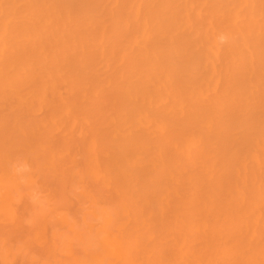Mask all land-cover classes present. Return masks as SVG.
Masks as SVG:
<instances>
[{"label":"bare ground","instance_id":"6f19581e","mask_svg":"<svg viewBox=\"0 0 264 264\" xmlns=\"http://www.w3.org/2000/svg\"><path fill=\"white\" fill-rule=\"evenodd\" d=\"M0 169V264H264V0H0Z\"/></svg>","mask_w":264,"mask_h":264},{"label":"rangeland","instance_id":"374dc122","mask_svg":"<svg viewBox=\"0 0 264 264\" xmlns=\"http://www.w3.org/2000/svg\"><path fill=\"white\" fill-rule=\"evenodd\" d=\"M192 5V3L190 2ZM62 93L63 90H60ZM200 94H208L209 89L201 88L199 91ZM69 111L65 112V115L69 117ZM35 117H38L42 119L43 126H49L55 131L56 134L61 132V123L60 119L61 117H65V115L60 116V117H52V118H47L45 115V111L41 110L40 112L35 113ZM152 117L149 116H143L141 118V123H151ZM156 122V121H155ZM154 122V123H155ZM155 127H158L155 125ZM188 148H191L193 146V140L190 138L186 140L184 143ZM53 165L55 166V163L61 162L64 164L69 165L68 162L60 161L58 157L53 158ZM15 176L13 175L12 172H5L0 169V192H6L8 193L7 198L4 201H0V224L3 225L5 228L10 230L9 236H16L19 235V233L14 229L15 224H16V218H19V213L18 211L20 208L17 205H20L21 203L28 202L30 199L29 194L31 193L32 196L36 199L40 198L43 193H33V185H29L24 183L21 179H16ZM101 174L100 172L96 169L95 166H93L90 170L87 176L84 177V180L88 182L91 186H93L96 190H98L100 193H108L109 190V184L103 183L101 180ZM81 225V224H79ZM47 231L49 234H51V231L53 230H59V231H64L68 230V225L65 222L60 223H54V222H48L47 225ZM46 231V232H47ZM25 232V230H24ZM31 237V236H30ZM46 238V234L44 236ZM44 237H41L40 239H30L29 243L31 244V251L33 255L36 257L37 261L34 262H28L25 261L23 262L20 257L16 259H11V264H60L61 261L60 259H63V257L56 255V254H44L43 253V248H45V240L43 239ZM51 235L49 236V241H50ZM108 261H114L115 257L113 254L108 253V255L105 257Z\"/></svg>","mask_w":264,"mask_h":264}]
</instances>
